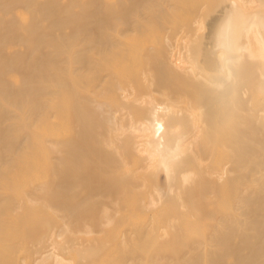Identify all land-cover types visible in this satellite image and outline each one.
I'll use <instances>...</instances> for the list:
<instances>
[{
    "label": "bare ground",
    "instance_id": "bare-ground-1",
    "mask_svg": "<svg viewBox=\"0 0 264 264\" xmlns=\"http://www.w3.org/2000/svg\"><path fill=\"white\" fill-rule=\"evenodd\" d=\"M0 264H264V0H0Z\"/></svg>",
    "mask_w": 264,
    "mask_h": 264
}]
</instances>
